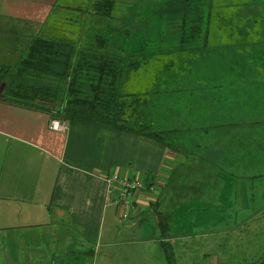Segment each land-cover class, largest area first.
<instances>
[{"label": "rangeland", "instance_id": "374dc122", "mask_svg": "<svg viewBox=\"0 0 264 264\" xmlns=\"http://www.w3.org/2000/svg\"><path fill=\"white\" fill-rule=\"evenodd\" d=\"M90 1L58 0L24 37L62 40L77 52L96 45V36L112 39L116 47L120 42L123 48L115 53L127 60L120 102L129 108L118 124L155 133L179 159L168 189L153 191H167L158 219L163 211H178L172 223L163 214L171 229V264L258 263L264 257V0H208L200 16L206 37L197 36L195 46L182 42V0H117L112 20L105 22L89 18ZM11 59L14 64V54ZM128 60L138 63L129 67ZM201 156L231 167L197 168ZM185 160L188 166L180 168ZM213 176L217 184L211 192L201 190L207 185L199 179ZM108 213L113 217L112 208ZM147 213L112 221L120 229L145 226L151 234L154 218ZM206 225L214 233L189 231ZM57 234L71 238L68 264H99V244L85 248L79 233Z\"/></svg>", "mask_w": 264, "mask_h": 264}, {"label": "crops", "instance_id": "0c3cea01", "mask_svg": "<svg viewBox=\"0 0 264 264\" xmlns=\"http://www.w3.org/2000/svg\"><path fill=\"white\" fill-rule=\"evenodd\" d=\"M57 1L0 0V19L43 23ZM51 119L48 113L0 101V264L70 263L65 251L71 238L60 237L57 233L62 231L79 233L82 247L99 244V264H168L161 244L169 243L171 229L163 214L172 223L178 211H163L158 219L165 187L159 195L149 190L135 194L139 208L133 218L146 212L154 218L151 234H145V226L139 230L134 223L122 229L115 226L112 220H120V209L108 201L104 176L120 173L142 178L155 190L162 185L168 189L172 179L168 176L178 167L176 153L136 133L92 122L76 121L65 132H54L48 127ZM197 159L200 169L225 164L204 156ZM187 163L182 161L179 167L186 168ZM214 177L200 178V184L207 185L201 190L210 193L217 184ZM214 230L206 225L189 231Z\"/></svg>", "mask_w": 264, "mask_h": 264}, {"label": "trees", "instance_id": "16d2710c", "mask_svg": "<svg viewBox=\"0 0 264 264\" xmlns=\"http://www.w3.org/2000/svg\"><path fill=\"white\" fill-rule=\"evenodd\" d=\"M201 1L203 8H195L194 3ZM182 2V42L187 40L195 46L197 36L206 37V29H200L203 23L200 16L208 0ZM116 5L117 0H93L91 14L86 13L89 18L105 22L112 20ZM13 23L2 18L0 21V101L47 112L52 118L64 120L67 124L92 122L160 141L155 133L145 134L118 124L120 115L129 108L128 104L120 102L119 82L127 65L124 56L118 58L115 53L123 48L120 42L116 47L112 39L96 36V45L89 44L87 47L91 49L77 52L73 44L62 40L53 41L39 35L26 39L24 36L32 33L35 25L18 22L13 26ZM12 54L15 55L14 64ZM129 62V67L138 63ZM161 230L165 231L162 225ZM161 247L167 263L171 264V248L166 243ZM253 264H264V257Z\"/></svg>", "mask_w": 264, "mask_h": 264}, {"label": "built area", "instance_id": "2783aa9c", "mask_svg": "<svg viewBox=\"0 0 264 264\" xmlns=\"http://www.w3.org/2000/svg\"><path fill=\"white\" fill-rule=\"evenodd\" d=\"M49 130L54 132H65L68 124L61 119L52 118L49 121ZM104 180L107 184L108 201L117 205L120 209V220L126 221L135 217L138 206L135 194L143 190L153 192L155 185L145 184L142 178L124 176L120 173L105 175Z\"/></svg>", "mask_w": 264, "mask_h": 264}]
</instances>
